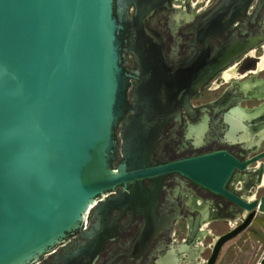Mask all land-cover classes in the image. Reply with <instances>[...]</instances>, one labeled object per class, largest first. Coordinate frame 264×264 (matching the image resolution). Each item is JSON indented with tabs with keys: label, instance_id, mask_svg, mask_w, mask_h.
I'll return each instance as SVG.
<instances>
[{
	"label": "water",
	"instance_id": "95a60500",
	"mask_svg": "<svg viewBox=\"0 0 264 264\" xmlns=\"http://www.w3.org/2000/svg\"><path fill=\"white\" fill-rule=\"evenodd\" d=\"M164 5L0 0V264H42L52 255L60 259L53 264H94L104 239L83 229L91 207L99 218L118 188L173 171L246 210L217 235L205 264L264 209V193L248 200L224 189L246 165L226 150L151 164L167 120L156 116L154 89L137 82L152 49L142 43L156 33L145 19ZM77 234L82 242L70 248Z\"/></svg>",
	"mask_w": 264,
	"mask_h": 264
},
{
	"label": "flooded vegetation",
	"instance_id": "af4514ba",
	"mask_svg": "<svg viewBox=\"0 0 264 264\" xmlns=\"http://www.w3.org/2000/svg\"><path fill=\"white\" fill-rule=\"evenodd\" d=\"M145 22L156 33L142 43L152 49L140 59L137 83L154 89L156 116L167 120L151 164L226 150L246 165L234 168L224 189L248 200L260 197L264 155L252 158L264 152V0H168ZM128 58L132 66L136 59ZM198 81L200 90L188 99ZM121 190L99 218L94 207L87 214L83 229L104 239L94 264H205L218 235L205 241L212 222L233 218L230 228L246 212L226 193L176 171ZM81 239L72 237L70 248ZM56 260L52 255L42 264Z\"/></svg>",
	"mask_w": 264,
	"mask_h": 264
},
{
	"label": "rangeland",
	"instance_id": "374dc122",
	"mask_svg": "<svg viewBox=\"0 0 264 264\" xmlns=\"http://www.w3.org/2000/svg\"><path fill=\"white\" fill-rule=\"evenodd\" d=\"M263 191L264 186H261L257 194ZM232 219L227 220L231 225L235 222ZM229 224L226 221L212 222L211 227L214 228V232L212 230V236H207L205 241L212 242L215 234L226 231ZM261 244H264V209H258L251 223L222 245L215 264H252ZM208 252L205 250V254Z\"/></svg>",
	"mask_w": 264,
	"mask_h": 264
},
{
	"label": "built area",
	"instance_id": "2783aa9c",
	"mask_svg": "<svg viewBox=\"0 0 264 264\" xmlns=\"http://www.w3.org/2000/svg\"><path fill=\"white\" fill-rule=\"evenodd\" d=\"M252 264H264V244H261Z\"/></svg>",
	"mask_w": 264,
	"mask_h": 264
},
{
	"label": "bare ground",
	"instance_id": "6f19581e",
	"mask_svg": "<svg viewBox=\"0 0 264 264\" xmlns=\"http://www.w3.org/2000/svg\"><path fill=\"white\" fill-rule=\"evenodd\" d=\"M251 199H253V198H251ZM234 225H235V224H234ZM234 225H233V226H234ZM216 237H217V236H216Z\"/></svg>",
	"mask_w": 264,
	"mask_h": 264
}]
</instances>
